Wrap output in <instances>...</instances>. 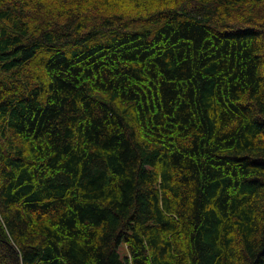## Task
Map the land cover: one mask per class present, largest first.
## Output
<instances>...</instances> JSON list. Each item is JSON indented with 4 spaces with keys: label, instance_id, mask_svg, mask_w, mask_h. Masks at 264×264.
<instances>
[{
    "label": "trees",
    "instance_id": "obj_1",
    "mask_svg": "<svg viewBox=\"0 0 264 264\" xmlns=\"http://www.w3.org/2000/svg\"><path fill=\"white\" fill-rule=\"evenodd\" d=\"M0 264H264V0H0Z\"/></svg>",
    "mask_w": 264,
    "mask_h": 264
}]
</instances>
